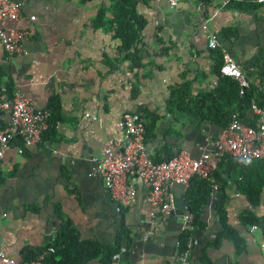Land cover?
<instances>
[{"label": "crops", "instance_id": "0c3cea01", "mask_svg": "<svg viewBox=\"0 0 264 264\" xmlns=\"http://www.w3.org/2000/svg\"><path fill=\"white\" fill-rule=\"evenodd\" d=\"M16 1L20 18L2 19L0 27L29 33L10 58L0 43V94L15 90L34 109L47 111L48 118L38 142L24 147L14 136L0 160V251L18 262L43 257L64 225L79 242L111 245L121 224L130 241L109 264H173L180 234L191 229V219H183V187L171 184L170 212L157 215L142 239L148 229L146 187L135 185L133 202L119 204L91 174V158L117 135L120 115L134 110L144 113V144L150 156L161 157L165 144L192 158L202 147L211 151V141L222 129L220 114L233 107L230 93L218 91L217 50L236 61L264 109V4L208 0L197 9L192 0L175 6L166 0H132L134 17L144 24L138 41L122 49L114 35L118 12L122 19L120 0ZM129 22L135 28L133 18ZM208 32L216 36V49L206 46ZM134 49L140 64L133 67ZM176 86L186 90L183 105L170 109L166 100ZM7 118L0 111V126ZM243 120L253 122L249 111ZM207 164L225 195L226 223L240 242L238 248L226 238L214 243L220 229L212 206L217 194L208 196L203 228L193 230L188 239L187 264H264V185L251 205L238 187L239 165L226 156H211ZM259 165L255 161L249 173L254 175ZM85 264L99 261L95 257Z\"/></svg>", "mask_w": 264, "mask_h": 264}, {"label": "built area", "instance_id": "2783aa9c", "mask_svg": "<svg viewBox=\"0 0 264 264\" xmlns=\"http://www.w3.org/2000/svg\"><path fill=\"white\" fill-rule=\"evenodd\" d=\"M169 6H175L180 0H166ZM257 4H264V0H251ZM196 8L203 7L199 0H192ZM228 0H224L225 4ZM20 18V3L16 0H0V20L17 21ZM33 19V16L29 17ZM205 22L202 27L205 28ZM28 30L16 27H0V43L2 49L10 58L19 51L20 43L28 35ZM208 49L218 46L216 36L206 34ZM221 61L218 66L220 76L230 77L237 82L238 93L242 94L248 87V80L236 61L225 51H221ZM8 113L7 121L0 126V160L10 138L17 136L21 146L27 147L40 140L41 133L47 127L48 113L45 110L34 109L28 98L17 91L11 96L0 94V111ZM249 112L253 116L252 124L239 120L235 114L230 115L227 124L211 141V151L202 147L196 158L189 157L186 152L179 151L166 161L154 162L148 154L144 144V117L141 110L123 112L117 122V135L106 140V144L99 154L91 158V174L97 175L108 191L110 197L122 205H129L135 196V185L146 187L143 202L148 206L145 224L148 229L142 236L146 239L157 215L170 212L173 205V195L170 186L180 184L185 190L191 176L197 175L208 181V196L213 198L217 194L218 185L207 164L211 156H226L234 163L247 165L258 159L264 163V109L254 101L249 103ZM85 117L95 119L89 112ZM18 148V152H21ZM192 216L184 212V221ZM255 226H250L253 231ZM190 240L186 247L176 256L173 264H187L190 251ZM51 251V248L48 249ZM42 255L23 262H18L0 251V264H40Z\"/></svg>", "mask_w": 264, "mask_h": 264}, {"label": "trees", "instance_id": "16d2710c", "mask_svg": "<svg viewBox=\"0 0 264 264\" xmlns=\"http://www.w3.org/2000/svg\"><path fill=\"white\" fill-rule=\"evenodd\" d=\"M202 4H206L208 0H199ZM119 6L117 7L118 10H122V19H119V15L121 12H118L116 15L115 23L116 29L114 35L120 40L121 48H129L133 43L138 41L139 34L141 27L143 26V20L137 19L133 15V1L132 0H120ZM132 12V13H131ZM126 15V19L124 18ZM132 14V15H131ZM101 16L98 15L93 20V25L97 26ZM130 18H133L134 24H136L135 28L132 27L131 23L129 22ZM120 25H119V24ZM99 24V23H98ZM137 49L133 50V56L131 57V65L139 66L140 58L135 56ZM215 70L217 75L220 78V85L218 91L221 93H230V96L233 97V101H228L230 104L233 103V107H229L226 109L223 114H220L219 118L222 119L221 124L222 128L227 124L230 119L231 114H235L236 117L243 121L244 111H249V103L254 101L257 104V97L254 96L252 89L248 87L243 91L242 94L238 93V85L235 80L230 77L220 76L218 74V66L221 61V54L217 50L215 51ZM9 90V89H8ZM216 90L212 91L215 92ZM13 90L9 91L8 97L11 96ZM186 92V90L181 91L179 90V86L170 89V94L166 100L167 107L173 109V107L181 108L183 105V100L181 98L182 94ZM211 97V96H210ZM214 99L213 97H211ZM259 104V103H258ZM257 104V106H258ZM221 107V103H220ZM259 107L262 108L259 104ZM144 117V134L146 132V123H145V116L142 112ZM200 115V114H198ZM204 119L206 115H201ZM245 123V122H244ZM252 124V123H246ZM180 150L178 147L174 145H167L165 144L162 149V156L161 157H153L150 158L154 162L166 161L172 158L175 154H177ZM229 160L230 158L227 157ZM259 162V168L251 175L249 173L250 167L253 163ZM241 167V179L242 181L239 183V189L245 194L248 202L253 205L257 201L259 192L264 185V163L261 160L255 159L252 160L247 165L238 164ZM213 175V174H212ZM214 177V176H213ZM215 178V177H214ZM215 181L218 180L215 178ZM208 181L204 178H201L197 175H193L188 180V186L185 189L183 195V206L184 212L189 213L191 218V229L186 230L180 234L178 238L179 242V249L182 250L186 247L188 239L190 238L191 232L193 230H201L203 228L204 222L201 219V214L204 209V206L207 202L208 197ZM216 200L213 203V211L217 221L220 224L219 232L214 239V243H216L220 238H226L227 240L231 241L236 248L239 246V238L236 235L234 229L226 223L225 219V211L223 208L224 198L225 195L222 192V188L218 187ZM253 220H250V223H253ZM130 241L129 233L120 224L118 231L115 235L114 241L111 245H102L97 242H79L72 234L70 228L66 225L62 226L60 231L56 234L54 242L50 244L51 251L49 248H45L46 255H43L40 264H85L87 260L97 257L99 264H109L111 256L119 251L121 246H126ZM59 256L58 259L56 257ZM33 257V256H32ZM31 257V258H32ZM30 258V259H31ZM26 259L25 261H28Z\"/></svg>", "mask_w": 264, "mask_h": 264}]
</instances>
